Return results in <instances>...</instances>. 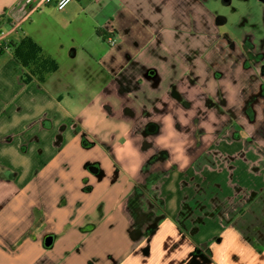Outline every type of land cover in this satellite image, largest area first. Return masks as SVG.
Listing matches in <instances>:
<instances>
[{
    "label": "crops",
    "instance_id": "obj_1",
    "mask_svg": "<svg viewBox=\"0 0 264 264\" xmlns=\"http://www.w3.org/2000/svg\"><path fill=\"white\" fill-rule=\"evenodd\" d=\"M206 2L0 0V264H264V150L246 152L262 133L264 75L219 51ZM34 24L57 53L20 48ZM210 92L229 108L253 102L255 121L235 113L249 126L234 141L242 165L215 164L222 138L190 149ZM239 168L253 182L209 178Z\"/></svg>",
    "mask_w": 264,
    "mask_h": 264
},
{
    "label": "rangeland",
    "instance_id": "obj_2",
    "mask_svg": "<svg viewBox=\"0 0 264 264\" xmlns=\"http://www.w3.org/2000/svg\"><path fill=\"white\" fill-rule=\"evenodd\" d=\"M263 5L264 3H260L257 0H230L227 3H224V0H209L208 4L206 2V10L209 13H212L215 17H222V18H227L228 23L226 26H221L218 27L214 32V34H217L218 36H220L219 38L221 40H226V41H236V39H234V37L232 36H228L232 35L233 33L236 32H249L250 28H248L249 24H245L241 26V22L243 20L242 17L245 15L248 17H254L257 16L259 14V12H261L263 10ZM39 13V12H38ZM35 13L32 18H34L36 16ZM246 17V18H247ZM40 19L37 18V22H40L39 20H43L44 18L42 16L39 17ZM231 21V22H230ZM241 21V22H240ZM251 21V20H250ZM36 22V23H37ZM244 22V21H243ZM69 25L67 26V28H63L61 31V35L62 37H64L65 39L71 38L69 36ZM248 28V29H247ZM51 32L53 33L52 29ZM25 47L26 49L30 50L31 52L35 53L36 55L38 54H43L44 55H50L47 54L44 49L46 51H49L52 54H55L58 52V48L55 46V42L52 41L53 37L52 34H49L47 32V30H43V28L41 26H37L36 24L32 25L30 28H28L26 30V36H25ZM259 41V39H257ZM242 42V41H241ZM68 45H66V51L65 54L67 53L69 55V50H68V46H69V42H67ZM111 45L104 39L100 38L97 42V44L95 45L96 50H98V53H102V48L106 49L109 48ZM61 50V49H60ZM16 54V52H15ZM81 56V55H80ZM79 56L74 57V58H68L67 55L64 56L65 58V62H75V60H77ZM45 58V57H44ZM213 62L215 63H219L220 61L213 60ZM229 62L235 64L237 63V65L239 64L240 68L242 69L244 62L241 61H237L236 59H231ZM179 62H177V67L180 69L179 67ZM51 69L53 70V65L50 64ZM49 72H52L51 70H49ZM55 72V71H54ZM221 92L218 93V95ZM253 98L256 97V95L252 96ZM208 98L214 100V102L216 103V106H209L206 104V102L204 100H202V104H201V109H200V113H198L199 115H196L194 117V120L192 122L189 123V127L187 128L188 131H192L193 135L197 138L196 142H194V144L190 147V149H197V150H208L212 144H216L217 140L219 141L218 138H222L224 133H227V131H231L229 133V137L227 135H225L223 138V142L220 143V145L222 143L225 142L224 145L220 146V150L218 151L220 155H223L222 157H220V161L217 159L215 164L220 165V163L226 164L225 162H223L224 158H226L227 154L229 155V163L230 167L234 166V162H240L241 161V165H242V158L237 156V158H235L236 154H233V152H239L237 146L234 143V139L236 138H241L242 136H244V132L247 131L245 130V127H249L247 126L248 122H246L247 124H241L239 122L240 118L236 117V123L235 124H231L229 122V119L226 121V123L221 124L222 122H220V124L217 123L218 119H222V121L224 120V118L228 115L227 112L231 111L232 113H239L240 115H242L241 113H246L248 115V117L250 119H254L255 116L253 115V113H255L256 110H254V107H252V103L249 102L248 103V109L247 111L243 108V105L245 104L244 101L241 102L239 108H229L226 107L224 105V95H220L218 98H216L214 96V94H211V92L209 93ZM251 97H247V99L249 100ZM246 99V100H247ZM227 100V99H226ZM225 100V103H226ZM253 100V99H252ZM228 105V104H226ZM246 111V112H245ZM252 113V116H250L249 113ZM246 118V117H245ZM208 120V122H204ZM217 123V124H216ZM184 128V127H183ZM258 130H262V133L259 134V136L254 139L253 141H251L250 144H248L247 147V153H255L253 152L254 150H256L258 147L263 148L264 150V124H263V128L262 127H258ZM251 130V129H250ZM236 132L238 134L237 137L233 136V133ZM252 131V130H251ZM216 133L218 134V138L216 137ZM249 133V132H248ZM252 134H254L253 132H251ZM251 134V135H252ZM216 137V138H215ZM232 143H234L232 145ZM232 145V146H231ZM242 145V144H241ZM242 147V146H240ZM217 149V148H216ZM215 149V153L216 150ZM225 149V150H224ZM245 152V150H244ZM264 152V151H263ZM240 155V154H239ZM214 158V157H213ZM241 158V159H240ZM237 159V160H236ZM239 164V163H238ZM230 167L228 169H230ZM246 170V169H245ZM209 178L211 179H217V181H222V184L225 185V180L227 179H233L231 180L232 182L235 183V181L240 180L243 181L244 183H250L253 182V179L255 178L254 175L248 174L246 172L241 173V170L239 168V173H229V172H223V173H211V175L209 176ZM157 201L154 200H150V202L154 205H152L154 208H159L161 206L160 203H158ZM154 208L150 211H154ZM136 216L134 217L135 220ZM100 238L102 237H98L95 238L96 242H99ZM84 245H82L83 247Z\"/></svg>",
    "mask_w": 264,
    "mask_h": 264
},
{
    "label": "flooded vegetation",
    "instance_id": "obj_3",
    "mask_svg": "<svg viewBox=\"0 0 264 264\" xmlns=\"http://www.w3.org/2000/svg\"><path fill=\"white\" fill-rule=\"evenodd\" d=\"M230 0H224V3L229 2ZM260 3H264V0H257ZM211 17L213 18V22H214V26L217 29L218 27L221 26H226L228 23L227 18H218L215 17L212 13H210ZM247 16H243L241 20H243L241 22V26L242 24H249L248 28H250L249 32H236L233 33L232 35L228 36H232L234 37V39H236V41H226L221 40L217 34L216 38L217 40H219L220 42L222 41V43H218V47H219V51L221 53H225L230 57H233L234 59H236V62L239 61H243L244 65L242 67V70L245 71H249V73L251 76H255L256 72L255 70L258 69V79L260 77H262L264 75V5H263V10L261 12H259V14L257 16L254 15V17L249 16L246 18ZM251 20V21H250ZM231 22V21H230ZM247 28V29H248ZM259 39V41L257 40ZM242 41V42H241ZM237 64V63H235ZM155 73V71H152ZM217 77H221L222 74L220 72L216 73ZM256 77V76H255ZM261 89L264 90V84L261 83L260 86ZM176 91V90H175ZM256 101V98L254 100V102ZM206 104L209 106H216V103L214 102V100L207 98L206 99ZM224 105L225 102H224ZM253 105V102H252ZM248 104L247 106L244 108L246 111L248 109ZM245 111V112H246ZM228 115L224 118V123H226V121L229 119V123L231 124H235L236 123V114L232 113L231 111L227 112ZM250 116H252V113H249ZM255 121L254 119H250V122ZM223 124V123H221ZM158 129V126L154 123L151 124H147L145 131L147 132H151V131H156ZM231 131H227V133L223 134V137L225 135H227L229 137V133ZM234 132V131H233ZM258 132V130H257ZM219 134V133H218ZM218 134L216 133V137L218 138ZM233 136L237 137L238 134L236 132L233 133ZM222 137V140H224V138ZM239 137V136H238ZM221 138V137H220ZM219 139V138H218ZM237 139V138H236ZM234 139V141L236 140ZM247 140H249V138H247ZM226 141V140H224Z\"/></svg>",
    "mask_w": 264,
    "mask_h": 264
},
{
    "label": "built area",
    "instance_id": "obj_4",
    "mask_svg": "<svg viewBox=\"0 0 264 264\" xmlns=\"http://www.w3.org/2000/svg\"><path fill=\"white\" fill-rule=\"evenodd\" d=\"M27 4H34L32 8H36L38 9L40 6L42 5H45V4H48V3H51L52 0H25ZM73 0H55V7L57 9H63L65 8L66 6H68L69 4H71ZM7 37V34L4 33L3 31L1 32V35H0V38H5ZM107 42L110 44V45H114L117 41V38L113 35H110L108 38H107ZM1 44V43H0Z\"/></svg>",
    "mask_w": 264,
    "mask_h": 264
},
{
    "label": "trees",
    "instance_id": "obj_5",
    "mask_svg": "<svg viewBox=\"0 0 264 264\" xmlns=\"http://www.w3.org/2000/svg\"><path fill=\"white\" fill-rule=\"evenodd\" d=\"M99 34H100V33H99ZM24 44H25V39L22 41V43H21V45H20V48H21V46L24 45ZM6 47H7V46H6L5 44H2V43L0 44V54H1V53H2V54L4 53ZM18 48H19V47H18ZM18 48L15 49V52H16L15 55H16V56H18V54H19ZM26 64H27V63H26ZM52 64H53V62H52ZM53 68H54L53 70L55 71L56 67H54V65H53ZM49 69H51L50 66H49ZM54 71H52V72H54Z\"/></svg>",
    "mask_w": 264,
    "mask_h": 264
}]
</instances>
